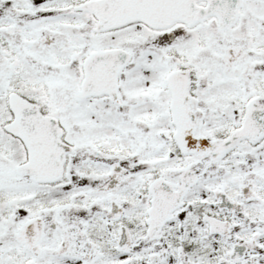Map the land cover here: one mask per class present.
Listing matches in <instances>:
<instances>
[{"label": "snow or ice", "instance_id": "snow-or-ice-1", "mask_svg": "<svg viewBox=\"0 0 264 264\" xmlns=\"http://www.w3.org/2000/svg\"><path fill=\"white\" fill-rule=\"evenodd\" d=\"M0 264H264V0H0Z\"/></svg>", "mask_w": 264, "mask_h": 264}]
</instances>
